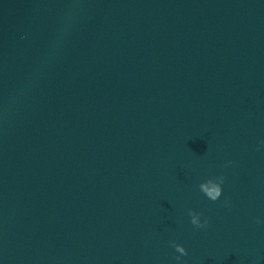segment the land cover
I'll list each match as a JSON object with an SVG mask.
<instances>
[{
  "label": "water",
  "instance_id": "obj_1",
  "mask_svg": "<svg viewBox=\"0 0 264 264\" xmlns=\"http://www.w3.org/2000/svg\"><path fill=\"white\" fill-rule=\"evenodd\" d=\"M262 144L264 0H0V264H264Z\"/></svg>",
  "mask_w": 264,
  "mask_h": 264
},
{
  "label": "clouds",
  "instance_id": "obj_2",
  "mask_svg": "<svg viewBox=\"0 0 264 264\" xmlns=\"http://www.w3.org/2000/svg\"><path fill=\"white\" fill-rule=\"evenodd\" d=\"M262 146H264V144H262ZM230 164L231 162L229 161L226 167ZM224 184H225V177L221 176L218 182H209V184H201L200 189L202 192L206 193L207 196L210 197L212 200H217L221 196V193L223 191L221 186ZM209 186H211V190H209ZM224 204L225 206H227L228 204L227 200L224 201ZM188 217H189V223L195 229L199 230V229H206L209 227V224H210L209 217L201 213L189 211ZM170 246L175 248V250L180 253L179 256L174 257L176 261L179 262L182 256L185 257L188 255L184 247L177 246L175 244H171Z\"/></svg>",
  "mask_w": 264,
  "mask_h": 264
}]
</instances>
